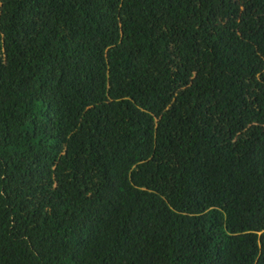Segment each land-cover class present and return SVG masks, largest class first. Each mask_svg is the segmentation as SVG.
<instances>
[{"label":"trees","instance_id":"16d2710c","mask_svg":"<svg viewBox=\"0 0 264 264\" xmlns=\"http://www.w3.org/2000/svg\"><path fill=\"white\" fill-rule=\"evenodd\" d=\"M0 264H264V0H0Z\"/></svg>","mask_w":264,"mask_h":264}]
</instances>
